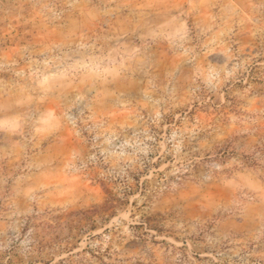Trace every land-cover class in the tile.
I'll return each mask as SVG.
<instances>
[{"label": "rangeland", "instance_id": "obj_1", "mask_svg": "<svg viewBox=\"0 0 264 264\" xmlns=\"http://www.w3.org/2000/svg\"><path fill=\"white\" fill-rule=\"evenodd\" d=\"M0 264H264V0H0Z\"/></svg>", "mask_w": 264, "mask_h": 264}]
</instances>
